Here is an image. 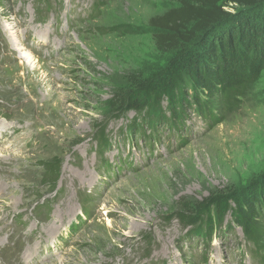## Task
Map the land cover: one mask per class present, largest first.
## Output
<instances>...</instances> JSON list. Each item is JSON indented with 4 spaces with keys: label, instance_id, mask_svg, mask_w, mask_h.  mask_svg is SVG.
Returning a JSON list of instances; mask_svg holds the SVG:
<instances>
[{
    "label": "rangeland",
    "instance_id": "obj_1",
    "mask_svg": "<svg viewBox=\"0 0 264 264\" xmlns=\"http://www.w3.org/2000/svg\"><path fill=\"white\" fill-rule=\"evenodd\" d=\"M96 1L90 17L94 0H0V264H264L240 228L174 216L263 179L264 69L222 121L191 108L182 141L168 124L135 135L114 97L165 64L149 21L179 3Z\"/></svg>",
    "mask_w": 264,
    "mask_h": 264
},
{
    "label": "trees",
    "instance_id": "obj_2",
    "mask_svg": "<svg viewBox=\"0 0 264 264\" xmlns=\"http://www.w3.org/2000/svg\"><path fill=\"white\" fill-rule=\"evenodd\" d=\"M178 3L149 21L157 50L168 54L165 64L146 76L133 77L114 97L117 114L125 116L128 111H135L126 123L135 135L144 123L155 135L168 124L182 141L179 131L190 117L191 108L211 122L222 121V114L236 106L264 69V0ZM233 5L240 6L235 13L225 9ZM98 8L94 0L89 15L94 10L95 13L90 17L99 13ZM153 110L158 113L153 114ZM218 111L220 117H215ZM100 138L105 141L98 147L108 144L103 132ZM43 165L44 179L55 184L61 163ZM174 216L184 228L198 229L203 235L214 230L215 220L221 226L231 224L241 229L257 256L264 255V177L243 191L215 189L203 200H182ZM201 261L207 262L206 255Z\"/></svg>",
    "mask_w": 264,
    "mask_h": 264
},
{
    "label": "bare ground",
    "instance_id": "obj_3",
    "mask_svg": "<svg viewBox=\"0 0 264 264\" xmlns=\"http://www.w3.org/2000/svg\"><path fill=\"white\" fill-rule=\"evenodd\" d=\"M15 237V236H14ZM33 250V249H32ZM35 252V251H34Z\"/></svg>",
    "mask_w": 264,
    "mask_h": 264
}]
</instances>
